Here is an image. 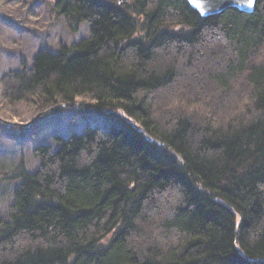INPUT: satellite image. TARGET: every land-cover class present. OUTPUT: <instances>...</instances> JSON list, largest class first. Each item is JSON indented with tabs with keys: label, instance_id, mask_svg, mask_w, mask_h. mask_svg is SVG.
Here are the masks:
<instances>
[{
	"label": "trees",
	"instance_id": "16d2710c",
	"mask_svg": "<svg viewBox=\"0 0 264 264\" xmlns=\"http://www.w3.org/2000/svg\"><path fill=\"white\" fill-rule=\"evenodd\" d=\"M53 11L87 36L4 73L1 99L88 97L113 122L7 174L0 264H264V0L206 18L186 0Z\"/></svg>",
	"mask_w": 264,
	"mask_h": 264
},
{
	"label": "rangeland",
	"instance_id": "374dc122",
	"mask_svg": "<svg viewBox=\"0 0 264 264\" xmlns=\"http://www.w3.org/2000/svg\"><path fill=\"white\" fill-rule=\"evenodd\" d=\"M54 3L55 0H0V77L19 69L22 63L30 65L41 49L56 50L87 36V25L72 32L66 20L53 11ZM93 103L81 97L70 108L56 104L51 108L40 106L38 110L34 105L7 104L0 97V218L5 217L11 191L19 184L8 176L20 166L26 172L36 169L39 160L33 152L37 145L53 144L54 135L66 138L88 126L107 128L112 124L110 117L93 112ZM27 123L26 128L20 126Z\"/></svg>",
	"mask_w": 264,
	"mask_h": 264
},
{
	"label": "water",
	"instance_id": "95a60500",
	"mask_svg": "<svg viewBox=\"0 0 264 264\" xmlns=\"http://www.w3.org/2000/svg\"><path fill=\"white\" fill-rule=\"evenodd\" d=\"M189 7L200 17L206 18L222 13L227 9H236L245 14H252L255 9V0H186ZM27 125H20L26 128Z\"/></svg>",
	"mask_w": 264,
	"mask_h": 264
},
{
	"label": "bare ground",
	"instance_id": "6f19581e",
	"mask_svg": "<svg viewBox=\"0 0 264 264\" xmlns=\"http://www.w3.org/2000/svg\"><path fill=\"white\" fill-rule=\"evenodd\" d=\"M28 106H30V105H28ZM31 106H32V105H31ZM34 106H35V105H34ZM37 108H38V110H39V107H38V106H37ZM35 121H38V120H35ZM27 124H30V123H27ZM27 124H26V125H27ZM16 169H17V168H16ZM16 169H15V170H16ZM12 173H13V171H12ZM16 181H17V180H16Z\"/></svg>",
	"mask_w": 264,
	"mask_h": 264
}]
</instances>
